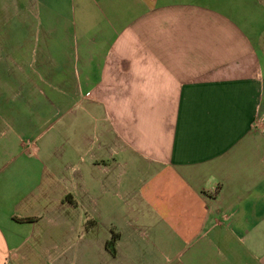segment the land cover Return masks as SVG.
Returning a JSON list of instances; mask_svg holds the SVG:
<instances>
[{
    "label": "crops",
    "instance_id": "crops-1",
    "mask_svg": "<svg viewBox=\"0 0 264 264\" xmlns=\"http://www.w3.org/2000/svg\"><path fill=\"white\" fill-rule=\"evenodd\" d=\"M0 61V264H264V0H0Z\"/></svg>",
    "mask_w": 264,
    "mask_h": 264
},
{
    "label": "rangeland",
    "instance_id": "rangeland-1",
    "mask_svg": "<svg viewBox=\"0 0 264 264\" xmlns=\"http://www.w3.org/2000/svg\"><path fill=\"white\" fill-rule=\"evenodd\" d=\"M5 34L6 32H4V39H5ZM4 60V59H3ZM2 62L0 61V67H1ZM9 90L0 87V94L5 93L8 94ZM41 103L36 102V108H42ZM127 201H125V203L123 202V200L118 201V205L119 208L124 210H128V211H132L131 213H125V216L129 217L131 219V221L137 223L139 222V216L142 214L140 212V203L135 201V197H129L126 196L125 198ZM115 201L117 202V199H115ZM116 217V221H119L120 219L117 218V214H115ZM256 223H253V228H248L246 230L245 233L241 234L242 237V243L243 246L246 248L245 249V256L246 258L249 259V261H253V259L255 258V249H253L252 246H250L249 244V233H254L255 230V225ZM143 230L147 231L145 228H141L140 231L143 232ZM261 232V229H259V233ZM262 248V245H259V249ZM219 249H221V252H219ZM223 255H225V259L223 258ZM197 257L194 261L193 264H233L232 258H231V254L228 251V248H226L225 246H220V248H218L216 246V249H212L210 252H197L196 253ZM235 260V259H234ZM236 261V260H235ZM178 264H188L185 256H181L179 258Z\"/></svg>",
    "mask_w": 264,
    "mask_h": 264
}]
</instances>
